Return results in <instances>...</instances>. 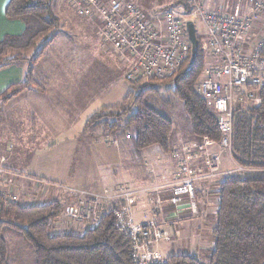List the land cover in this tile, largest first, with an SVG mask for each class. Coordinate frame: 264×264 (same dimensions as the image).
I'll return each mask as SVG.
<instances>
[{"label":"trees","instance_id":"trees-1","mask_svg":"<svg viewBox=\"0 0 264 264\" xmlns=\"http://www.w3.org/2000/svg\"><path fill=\"white\" fill-rule=\"evenodd\" d=\"M53 0H9L6 16L25 24L22 34L0 40V69L13 65L29 66L23 81L12 84L0 94V110L25 90L44 89L34 72L41 58L59 35V19L52 12ZM187 0L177 2L186 9ZM191 65V50L181 67L172 75L153 78L143 86H131L125 101L93 113L85 128H101L107 134L129 136L137 150L158 147L168 154L174 140L173 122L158 103L160 88L170 92L184 106L190 134L197 139L219 142L221 133L214 112L197 94L196 86L207 66L202 41ZM232 157L238 171L218 183V209L209 250L180 253L167 258L166 264H264V89L259 103L250 109L234 111L231 136ZM57 201L24 205L0 195V264H13L9 239L27 242L35 264H135L130 256V236L116 226L115 212L76 234L53 223L62 216ZM62 226V229L60 228Z\"/></svg>","mask_w":264,"mask_h":264},{"label":"built area","instance_id":"built-area-1","mask_svg":"<svg viewBox=\"0 0 264 264\" xmlns=\"http://www.w3.org/2000/svg\"><path fill=\"white\" fill-rule=\"evenodd\" d=\"M64 1L76 6L81 16L101 20L99 35L104 44L113 47L124 59L131 60L125 75L128 84L140 85L153 78L172 75L187 58L190 41L185 32V15L173 10L147 15L138 4L128 0H110L108 4L103 0ZM204 1L206 4L197 5L190 15L204 25L202 50L209 59L196 92L215 114L221 133L219 144L224 150H231L234 111L255 107L259 103V92L264 89V0ZM202 142L205 146L218 143L206 137ZM183 152L189 155L178 161L182 184L173 189L170 203L178 208L187 201L192 212L197 213L195 181L203 170L191 166L192 149L184 148ZM175 155L178 156L177 150ZM219 164V157L206 162L211 174L219 171ZM4 173L0 167V176ZM0 195L15 202L21 200L12 190L1 187ZM81 196L74 194L60 202L63 207L61 225L65 222L73 227L94 225L103 215L114 211L116 226L130 236V256L135 264L167 263V258L154 249L160 242L172 241L170 233L158 226L157 217L162 211L159 202L151 221L137 223L129 193L119 200V207L114 210L107 200L109 197L94 196L86 201ZM104 199L107 200L106 208H103Z\"/></svg>","mask_w":264,"mask_h":264},{"label":"crops","instance_id":"crops-1","mask_svg":"<svg viewBox=\"0 0 264 264\" xmlns=\"http://www.w3.org/2000/svg\"><path fill=\"white\" fill-rule=\"evenodd\" d=\"M128 1H134L147 15H150L151 9L146 10L139 3V0ZM8 2L9 0H0V40L5 36L20 35L25 29V24L21 20H11L6 16L5 8ZM117 57L120 60L119 54ZM40 61L37 66H39ZM120 62L127 70L129 61L123 60L122 62L120 60ZM27 71L26 64L0 69V94L12 84L23 81ZM53 71L47 66L36 68L34 78L43 87L44 92L25 90L13 97L5 105V109L8 110L13 103L16 105L30 102V116L34 120L39 119L40 116L43 117L42 123L45 125L40 126V130L43 127L51 131L49 123L55 124L56 127L61 126L55 133L51 132V135L61 139L65 138V140L61 141L58 147L56 145L53 147V143H44L39 152L30 157L28 167H19V164L13 160L14 155H9L10 153L6 156L1 155L0 167L5 170V173L2 177L0 176V187L5 190H12L19 197V200L23 193V200L18 202L24 205L44 204L53 201L59 186L81 190L88 194L107 195L111 198H116L123 190H129L133 194L132 209L136 222L145 223L149 221L154 215V204L157 202L164 209L157 217L158 226L171 231L173 241L176 240L173 245H167V254L158 249L165 257L207 249L210 243L202 239L206 236L207 231L201 226L203 224L206 227V223L212 225L214 220L218 209V183L224 176L237 170V165L231 155L228 154L234 162L235 169L231 170L226 165L224 166L221 159V169L216 179L212 180L204 173L200 179L195 181L198 214L192 212L187 201L176 208L170 203V198L173 189L182 184L181 177L178 175V161L183 156H187L183 152L184 144L191 142L195 145L194 143H197L198 139L191 134L187 137L174 135L171 150L165 154L159 148L156 150L154 147L137 150L127 136L113 137L101 128L86 129L87 119L96 111L87 113L84 119L80 121L79 126L76 125L78 120H71L70 116H66L65 121L63 118L61 120L59 118L54 120L53 118L52 120L48 114H45V106L42 103H44L43 97L50 94V88L56 87L54 84L57 77L55 73H52ZM83 93V99L86 101L79 104L82 108L80 112L96 103V94L93 89L88 90L84 86ZM68 104L71 108L72 105H76V102L71 104L70 100ZM31 117L15 116L14 121L22 123L27 118L29 121ZM3 119V113H0V126L3 124ZM102 138H111L115 140V144H113V140L111 142L104 141L105 146L102 147L100 145ZM78 140H80V144ZM3 150L0 149V154H3ZM176 150L178 156L175 155ZM207 150L208 153L218 152L221 156L227 152L219 146H209ZM46 152H49V155L40 160V155H45ZM192 156L191 166L204 170L206 165L204 153L199 152L198 149H192ZM62 226L63 229L68 228L76 234L81 233V229L73 227L70 222H65ZM182 231H184L182 236L184 239H175V235L178 236ZM185 232L188 233L186 237L184 236ZM195 237H200V239H195ZM179 243L181 246H178Z\"/></svg>","mask_w":264,"mask_h":264},{"label":"rangeland","instance_id":"rangeland-1","mask_svg":"<svg viewBox=\"0 0 264 264\" xmlns=\"http://www.w3.org/2000/svg\"><path fill=\"white\" fill-rule=\"evenodd\" d=\"M139 1H140L139 3L146 10L151 9V11H149L150 15H152L153 13L154 14L160 13L165 10H173L177 12L179 15L182 16L185 15L186 18L185 20L194 22L196 27L197 37L201 39L202 43L205 41V28L203 23L201 22V20L192 19V17H190V15L194 12V9L197 7V5L206 4L204 0L185 1L186 9L184 8V6H180L177 3L181 0H139ZM105 2L108 4L110 0ZM51 5H52L51 6L52 12L59 19V35L55 43L45 53L43 58H41L39 66H36V68L39 69V67L42 66H47L48 68L50 67L51 70H54L52 73L56 74L57 79H56V83L54 84L56 87L50 88V94L46 97H43L44 103H42V105L45 106L44 107L45 114H48L52 118V120L53 118L54 120H56L57 118L61 120L63 118L65 121L66 116H70L71 120L72 119L78 120L76 125L79 126L81 124L80 121L84 119L87 113L94 111L97 112L98 110H101L103 107H111L119 103H122L125 95L127 97L131 92V86L136 84H128L125 80L124 74L126 75L129 66L127 67L126 70L125 66H122L120 60H122V62L123 60L128 62V60L124 59L120 55H119L120 58L119 60L117 57L119 53L116 52V50L110 45L104 44L103 40L101 39L99 33L102 22L100 19L81 16L78 13L76 6L72 4L67 5V3L64 0H53ZM216 5L217 4H215L214 6L216 7ZM259 28L260 27L258 26V29ZM185 32L187 36L186 29ZM190 50H191V44H190ZM202 51H203V56L205 55L204 58H206L204 59V62L208 63L209 59L206 55V51L204 50ZM130 62L131 60H129V64ZM26 66L27 68H29L28 65ZM123 76L125 83L124 82L122 83ZM148 83H150V81L146 83H142L139 86H143ZM84 86L88 90L91 88L95 91L96 103H94V105H92L91 107H88L87 109L82 110V112H80L82 108L81 106H79V104H82L83 102L86 101V99H83ZM170 88L171 87L160 88L161 100H163L165 104H170L169 107H163L162 102L158 103L160 106V110L165 116H167L173 122L175 136L180 135L182 137H187L190 134V124L187 120V115L184 110V106L177 98L174 97L172 92L169 91ZM70 100H71V104H73L74 101L76 102V105H72L71 108H70V104H68ZM5 108L6 107L4 105L0 110L1 111L0 113L1 114L3 113L4 116L3 124L0 126V149L2 150L4 149L3 150L4 152L3 154H0V156L1 155L6 156L8 155V153H10L9 155H14L13 160L16 161L17 164H19V167L20 166L28 167L30 157L34 153L39 152L40 148L44 143L47 142L53 143L54 144L53 147L55 145L58 147L60 146L61 141L65 140V138L61 139L57 136L51 135V132L55 133V131L58 130L61 126L56 127L55 124L49 123V125L51 126V131L43 127L40 130V126L45 125L44 123H42L43 117L40 116L39 119L34 120L30 116V112H29L31 108L30 102H26V103L23 102L16 105L13 103L9 106L8 110ZM44 111H42L43 114ZM15 116L31 117L33 121L30 118L28 121L27 118V120H24L22 123H16L14 121ZM108 135L111 134L108 133ZM111 136L116 137L115 135H111ZM111 140L113 139L102 138L100 141L101 142L100 145L104 147L105 146L104 141L111 142ZM78 141L80 144V140ZM112 142L113 144H115V140H113ZM194 144L195 145H193V143L191 142L185 143L184 148L186 149L190 148V150L198 149L199 152L204 153L206 162L207 159H210L212 157H219V161H220L218 172H216L215 174H211L208 171L207 165H205L204 170L203 168H201L203 170L201 176H203L204 173H206L208 178L212 180L216 179V177H218L220 173L221 159L224 166L226 165L231 170L235 169V165L233 162L234 160L232 161L233 159L232 150H226L228 153L225 151L226 153H224L221 156L220 153L218 152L208 153L207 148L209 146H205V144L202 142V138L198 139V142ZM210 146H219L222 150H224L219 144V142ZM154 148L157 150L158 147L155 146ZM22 151L23 153H21ZM228 154L231 155L232 159H230ZM48 155L49 152H46L45 155L41 154L40 160H42L44 156H48ZM188 155L189 154H187V156ZM184 157H186V155L183 156V158ZM239 169L240 168L237 167L236 171H238ZM200 178L201 177H199V179ZM56 192L57 193L55 194V199H53V201L55 200L58 203L62 202L64 198L66 197L68 198V196L73 197L74 194H82L81 197L86 199V201H89L90 199L92 200L93 198H95L94 196H101L99 194L83 193L81 190H77L69 187H63V186H59L56 189ZM127 193L130 194L129 198L132 199V203L130 204L133 213V209H132L133 194L129 190H123L118 196H116V198L109 197V199H107L110 200L109 202H111L110 203V206L112 208L111 210H114V207H119V203H120L119 200L125 198L124 196ZM106 197L108 196L106 195ZM23 198L24 197L21 196L22 200ZM107 200L104 199L105 204H103V208L104 207L106 208ZM112 200L115 201L117 200V203L116 204L113 203L115 201ZM154 202H156V200H154ZM156 204L157 203H155L154 206ZM98 207L101 211L103 210L101 205ZM189 207L191 206L189 205ZM163 211L164 209H162L161 212ZM197 214H198V208H197ZM151 219L149 221H151ZM62 221H63V217L61 216L53 223L52 232L54 230L55 224H60V223L62 224ZM214 224H215V216H214V220L212 221V225L210 223H206L205 224L206 227L203 224L201 226L202 229L205 228V231H207L206 236L202 238L204 239L203 241L210 243L207 249H204L203 251L209 250L211 247L212 230ZM75 227L80 228L81 233H83L84 230H86L84 229L85 226L76 225ZM90 227H92V224L91 225L87 224L86 228H90ZM159 228L161 230H164L161 227ZM164 231H168L170 233L172 241L170 243L160 242L154 246V249L156 251L162 250L164 251V253L167 254V250H166L167 245L169 244L173 245L176 242V240L173 241L174 238L171 231L169 230H164ZM183 233L184 231L180 232L178 236L175 235V239L183 240L184 239L182 237ZM187 234L188 233L185 232L184 236L186 237ZM195 239H200V237L199 238L195 237ZM9 246H10V255L13 260V264H35V257L33 251L31 249V246L27 242L16 238H10ZM178 246H181V244L179 243ZM198 252L199 251H195L193 253L197 254ZM184 253H188V252H184Z\"/></svg>","mask_w":264,"mask_h":264},{"label":"water","instance_id":"water-1","mask_svg":"<svg viewBox=\"0 0 264 264\" xmlns=\"http://www.w3.org/2000/svg\"><path fill=\"white\" fill-rule=\"evenodd\" d=\"M186 31L191 44V65H193L199 49V40L196 35V27L193 21L186 22Z\"/></svg>","mask_w":264,"mask_h":264}]
</instances>
